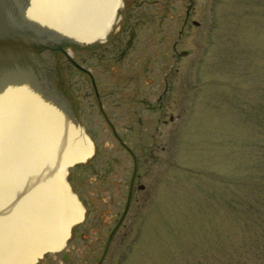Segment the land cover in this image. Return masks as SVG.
<instances>
[{"label": "flooded vegetation", "instance_id": "flooded-vegetation-1", "mask_svg": "<svg viewBox=\"0 0 264 264\" xmlns=\"http://www.w3.org/2000/svg\"><path fill=\"white\" fill-rule=\"evenodd\" d=\"M103 6L93 36L29 40L36 92L87 148L80 160H45L46 174L82 217L59 249L33 264H100L114 239L130 236L128 214L146 205L150 165L164 162L167 143L183 126L197 67L192 53L211 17V0H103Z\"/></svg>", "mask_w": 264, "mask_h": 264}, {"label": "rangeland", "instance_id": "rangeland-1", "mask_svg": "<svg viewBox=\"0 0 264 264\" xmlns=\"http://www.w3.org/2000/svg\"><path fill=\"white\" fill-rule=\"evenodd\" d=\"M203 24L183 126L100 264L264 262V0H211Z\"/></svg>", "mask_w": 264, "mask_h": 264}, {"label": "water", "instance_id": "water-1", "mask_svg": "<svg viewBox=\"0 0 264 264\" xmlns=\"http://www.w3.org/2000/svg\"><path fill=\"white\" fill-rule=\"evenodd\" d=\"M103 8V0H0V264H33L82 217L45 160H80L87 148L36 92L29 40L93 36Z\"/></svg>", "mask_w": 264, "mask_h": 264}, {"label": "trees", "instance_id": "trees-1", "mask_svg": "<svg viewBox=\"0 0 264 264\" xmlns=\"http://www.w3.org/2000/svg\"><path fill=\"white\" fill-rule=\"evenodd\" d=\"M259 264H264V262L262 263V262H260Z\"/></svg>", "mask_w": 264, "mask_h": 264}]
</instances>
